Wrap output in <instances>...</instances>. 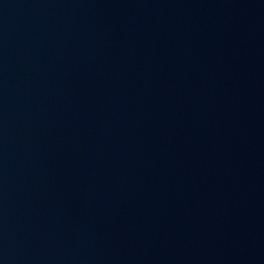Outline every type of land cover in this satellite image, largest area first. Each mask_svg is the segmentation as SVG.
Wrapping results in <instances>:
<instances>
[{"label":"water","instance_id":"obj_1","mask_svg":"<svg viewBox=\"0 0 264 264\" xmlns=\"http://www.w3.org/2000/svg\"><path fill=\"white\" fill-rule=\"evenodd\" d=\"M0 264H264V0H0Z\"/></svg>","mask_w":264,"mask_h":264}]
</instances>
